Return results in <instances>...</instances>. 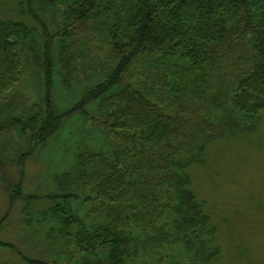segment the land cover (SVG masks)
Segmentation results:
<instances>
[{
  "label": "trees",
  "instance_id": "trees-1",
  "mask_svg": "<svg viewBox=\"0 0 264 264\" xmlns=\"http://www.w3.org/2000/svg\"><path fill=\"white\" fill-rule=\"evenodd\" d=\"M11 4L0 0V139L17 133L42 153L48 142L59 148L68 140L64 149H72L69 169H53L51 189L26 197L22 214L31 247L55 250L16 251L20 263H216V228L190 171L215 140L264 117V0ZM91 32L104 36L119 64L61 114L55 86L70 95L94 78L78 81L73 69V49ZM26 65L44 97L20 113L7 96ZM134 74L137 84L129 82ZM81 140L93 141L92 150L77 153ZM167 217L169 232L157 225Z\"/></svg>",
  "mask_w": 264,
  "mask_h": 264
},
{
  "label": "rangeland",
  "instance_id": "rangeland-1",
  "mask_svg": "<svg viewBox=\"0 0 264 264\" xmlns=\"http://www.w3.org/2000/svg\"><path fill=\"white\" fill-rule=\"evenodd\" d=\"M6 1L10 2L12 10L11 0ZM78 42L79 46L73 49L77 57L74 75L78 81L91 74L94 78L82 86L78 85L70 95L65 88L60 91L55 86L52 95L55 93V105L61 114L67 113V108L77 103L81 94L93 85V79H103L106 72L119 64L101 34L91 32ZM28 66L14 92L7 96V101L20 105V113L24 110L22 107L33 110L38 105L42 106L44 97L40 76L33 74L29 82L31 67ZM138 79L139 74H134L129 77V82L137 84ZM58 94L59 98H64L60 102L56 100ZM95 124L94 119L88 122V126ZM112 132L108 130L109 134ZM67 141H63L59 148L48 142L42 153L37 150L41 145L31 144L28 137L17 133L0 139V264H22L16 251L39 257L44 254L51 256V250H55L40 242L38 245L46 247L45 251L31 247L34 243L28 241L27 232L22 230V214L27 205L26 197L46 194L51 189L53 169L56 172L69 169L68 158L72 149L67 154L64 149ZM92 142L81 140L77 153L92 150ZM41 153L45 155L40 156ZM206 158L204 164L192 168L190 173L192 189L210 216V226L216 228L211 245L219 248V255L214 264H264V117L257 123L246 125L236 136L215 140L208 147ZM73 203L79 204L78 201ZM169 220L170 217L159 219L157 225L164 226L166 230L167 227L174 229V223ZM5 245L14 246L16 250ZM72 250L75 256H79Z\"/></svg>",
  "mask_w": 264,
  "mask_h": 264
}]
</instances>
